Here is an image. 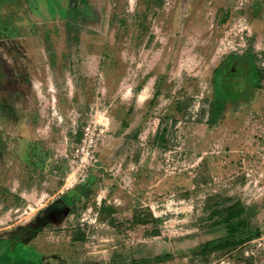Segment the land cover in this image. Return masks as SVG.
<instances>
[{
	"label": "rangeland",
	"instance_id": "obj_1",
	"mask_svg": "<svg viewBox=\"0 0 264 264\" xmlns=\"http://www.w3.org/2000/svg\"><path fill=\"white\" fill-rule=\"evenodd\" d=\"M28 1L0 4L13 261L264 264V0Z\"/></svg>",
	"mask_w": 264,
	"mask_h": 264
},
{
	"label": "trees",
	"instance_id": "obj_2",
	"mask_svg": "<svg viewBox=\"0 0 264 264\" xmlns=\"http://www.w3.org/2000/svg\"><path fill=\"white\" fill-rule=\"evenodd\" d=\"M54 206V204H52ZM57 205V204H55ZM245 208L243 206H237V207H229L226 208L225 210H222L218 213V218L214 220L212 225H221L225 224L229 236H235L236 232L238 231V225L234 223V220H240V217L242 213L244 212ZM238 240L236 239H231V238H226L221 241H216V240H211L207 241L202 245L203 251H217L224 249L227 246H231L234 244H237ZM9 251L11 252L10 249V242L8 241L7 238H0V264H17L13 261L12 256L10 255ZM164 257L158 256L156 257V260H161ZM147 260H143V263H146ZM19 264H33V262H30L28 260L22 261Z\"/></svg>",
	"mask_w": 264,
	"mask_h": 264
},
{
	"label": "built area",
	"instance_id": "obj_3",
	"mask_svg": "<svg viewBox=\"0 0 264 264\" xmlns=\"http://www.w3.org/2000/svg\"><path fill=\"white\" fill-rule=\"evenodd\" d=\"M93 128L91 126V124H89L88 126H86L84 128V136L81 139V144L79 145V147L76 150V156H80V160L81 163L84 162V160H87L90 156H91V151H90V146H92L93 144ZM88 161V160H87Z\"/></svg>",
	"mask_w": 264,
	"mask_h": 264
},
{
	"label": "flooded vegetation",
	"instance_id": "obj_4",
	"mask_svg": "<svg viewBox=\"0 0 264 264\" xmlns=\"http://www.w3.org/2000/svg\"><path fill=\"white\" fill-rule=\"evenodd\" d=\"M6 0H0V4L2 2H4ZM84 1V0H82ZM28 7L30 8V11H35L37 9L38 6H33L28 0H26ZM24 38V37H23ZM22 39V38H21ZM31 40V39H30ZM21 41V40H19ZM16 45V44H15ZM18 45V44H17ZM16 47V46H15ZM16 70L18 71V73H21V71L23 70V65H19L18 67H16ZM238 70V67L236 66V62H233L232 66L230 67L229 70V74L225 75V77H227V80L231 79V76L235 75L234 73ZM10 78L8 77L7 81Z\"/></svg>",
	"mask_w": 264,
	"mask_h": 264
}]
</instances>
